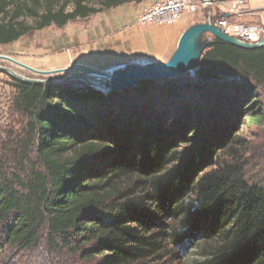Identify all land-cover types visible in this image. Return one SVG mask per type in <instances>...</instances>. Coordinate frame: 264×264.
Returning a JSON list of instances; mask_svg holds the SVG:
<instances>
[{
    "label": "trees",
    "instance_id": "obj_1",
    "mask_svg": "<svg viewBox=\"0 0 264 264\" xmlns=\"http://www.w3.org/2000/svg\"><path fill=\"white\" fill-rule=\"evenodd\" d=\"M141 1L0 0V47ZM192 70L116 91L13 78L41 168L0 171L7 242L28 248L47 225L76 264H264V184L237 149L264 118V46L213 37Z\"/></svg>",
    "mask_w": 264,
    "mask_h": 264
},
{
    "label": "rangeland",
    "instance_id": "obj_2",
    "mask_svg": "<svg viewBox=\"0 0 264 264\" xmlns=\"http://www.w3.org/2000/svg\"><path fill=\"white\" fill-rule=\"evenodd\" d=\"M194 1L198 2L202 0ZM211 1L213 2L212 5L205 8L198 6L194 11H186L178 21L168 25L183 22L181 28L183 32L192 24L206 21L209 16L213 21L221 18L225 13L228 0ZM254 1L257 2L258 7L254 10L252 18H240L246 14V0L243 12L241 14L229 15V18L235 21L239 20L246 23L259 24L264 28V0ZM146 2L148 3L147 0ZM260 2L262 5H259ZM128 4L135 3L130 2ZM149 25L162 26L164 24L152 23L145 26ZM59 29L61 27L51 25L40 30L30 31L16 41L2 45L0 47V55L12 57L36 70L52 71L59 69L62 67V61L57 59V52L52 49L51 45L52 38ZM213 37L212 34L206 32L201 36V41L209 42ZM167 52L161 54L164 57L162 61H167L173 53L172 51ZM0 65L32 79L53 80L60 79L64 75V73H35L3 59H0ZM13 78L7 72H0V171L3 176L12 181L14 175L19 176L20 179L26 178L30 169L40 170L41 168L32 147L34 137L30 133V130L28 132V118L21 114L14 105L17 93L13 85ZM175 79L179 82L192 80L193 70L184 72ZM258 94L264 112V90L259 89ZM29 137L30 139H28ZM240 138L242 141L237 144V149L245 167L244 170L247 178L250 182L264 184V118L262 122L246 124L241 129ZM26 140H28V145L22 146L21 142L23 143ZM212 166L211 164L206 169L209 170ZM12 217L13 215L9 217L7 222L0 223V264H76L71 254L60 250L54 244L55 241L50 239L51 236L49 235L47 225L41 227L35 244L30 247L24 248L9 244L6 240L7 223L12 221ZM172 264H180V260L177 259Z\"/></svg>",
    "mask_w": 264,
    "mask_h": 264
},
{
    "label": "crops",
    "instance_id": "obj_3",
    "mask_svg": "<svg viewBox=\"0 0 264 264\" xmlns=\"http://www.w3.org/2000/svg\"><path fill=\"white\" fill-rule=\"evenodd\" d=\"M146 5V0L122 4L65 24L51 44L62 61L61 68H121L162 61V53L176 49L183 22L140 26L137 17ZM257 7L254 0H246V14L240 18H252Z\"/></svg>",
    "mask_w": 264,
    "mask_h": 264
},
{
    "label": "water",
    "instance_id": "obj_4",
    "mask_svg": "<svg viewBox=\"0 0 264 264\" xmlns=\"http://www.w3.org/2000/svg\"><path fill=\"white\" fill-rule=\"evenodd\" d=\"M206 32L224 42L243 49H258L264 46V34L256 43L245 42L225 34L219 27L210 22L209 18L204 22L190 25L182 32L176 49L167 61L152 62L145 65L131 63L121 68L69 66L52 71H41L25 65L12 57L0 55V59L7 60L35 73H64V75L60 79L53 80L32 79L22 76L10 68L1 65L0 72H7L12 77L27 83L59 84L75 81L77 82L76 86H78V88L87 86L99 90L113 91L130 88L143 81L166 82L196 67L201 53L208 45V42L201 41V36Z\"/></svg>",
    "mask_w": 264,
    "mask_h": 264
},
{
    "label": "built area",
    "instance_id": "obj_5",
    "mask_svg": "<svg viewBox=\"0 0 264 264\" xmlns=\"http://www.w3.org/2000/svg\"><path fill=\"white\" fill-rule=\"evenodd\" d=\"M147 5L138 15V24L145 26L148 24H172L178 21L186 11H194L198 6L203 8L213 4L211 0H147ZM245 6V0H228L226 10L221 18L214 21L215 26L219 27L225 34L235 37L239 40L256 43L263 33L264 28L255 23H246L235 21L229 18V15L241 14Z\"/></svg>",
    "mask_w": 264,
    "mask_h": 264
}]
</instances>
